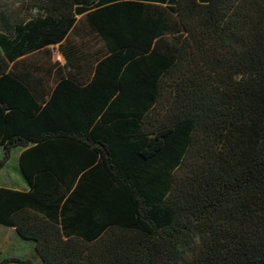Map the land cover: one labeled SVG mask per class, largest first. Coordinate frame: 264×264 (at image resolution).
<instances>
[{"label": "trees", "instance_id": "16d2710c", "mask_svg": "<svg viewBox=\"0 0 264 264\" xmlns=\"http://www.w3.org/2000/svg\"><path fill=\"white\" fill-rule=\"evenodd\" d=\"M6 1L0 171L24 149L30 190L0 225L42 264H264V0Z\"/></svg>", "mask_w": 264, "mask_h": 264}, {"label": "crops", "instance_id": "0c3cea01", "mask_svg": "<svg viewBox=\"0 0 264 264\" xmlns=\"http://www.w3.org/2000/svg\"><path fill=\"white\" fill-rule=\"evenodd\" d=\"M62 57L63 62H60L64 63V56L62 55ZM23 150L24 149L22 148H15L12 152L11 159L0 171V188H9L23 192H28L30 190L29 184L18 168V159ZM1 156L2 149L0 148V158ZM11 165L13 166L12 173H9L8 171H6V169ZM3 172H5L4 175H2ZM0 229L6 231L7 233V236H4V238L0 236V260L13 257L24 260L28 259L33 264H42L41 259L36 253L34 244L31 241L21 238L17 234L15 228L0 225Z\"/></svg>", "mask_w": 264, "mask_h": 264}, {"label": "rangeland", "instance_id": "374dc122", "mask_svg": "<svg viewBox=\"0 0 264 264\" xmlns=\"http://www.w3.org/2000/svg\"><path fill=\"white\" fill-rule=\"evenodd\" d=\"M5 7L12 9L11 12H15V15H20V16H24L27 15L28 12L25 9H21V6L18 2H15L13 0H8L6 1V5H4ZM51 53H52V58L54 61H62L63 62V57L61 55V53L59 52V48L58 46H54L52 48H50ZM13 165V164H12ZM8 166L6 171H8L9 173H12V167L13 166ZM5 172H3L2 175H4ZM0 236H2L4 238V236H7L6 231L0 229Z\"/></svg>", "mask_w": 264, "mask_h": 264}]
</instances>
